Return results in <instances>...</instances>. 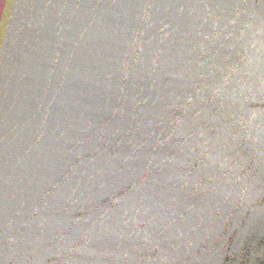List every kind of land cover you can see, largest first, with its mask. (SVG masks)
<instances>
[{"label": "water", "instance_id": "water-1", "mask_svg": "<svg viewBox=\"0 0 264 264\" xmlns=\"http://www.w3.org/2000/svg\"><path fill=\"white\" fill-rule=\"evenodd\" d=\"M0 264H264V0H0Z\"/></svg>", "mask_w": 264, "mask_h": 264}]
</instances>
